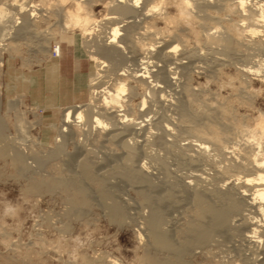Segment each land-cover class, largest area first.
<instances>
[{"label": "rangeland", "instance_id": "obj_1", "mask_svg": "<svg viewBox=\"0 0 264 264\" xmlns=\"http://www.w3.org/2000/svg\"><path fill=\"white\" fill-rule=\"evenodd\" d=\"M33 1L38 17L31 19L29 27L13 43L10 42V50L0 52V148H9L5 157L0 158V264H139L145 256L167 257L164 252L154 251L150 240L146 223L151 211L161 213L160 229L165 231L172 245L181 244L187 240L185 229L194 216L192 191L207 193V180L212 174L210 165L216 161L218 165H215L222 163L221 166H225L250 154L246 144L251 140L249 132L254 129L257 117L264 114V35L238 37L235 27L240 25L244 16L238 15L240 12L232 6L236 0H207V9L203 8L202 14L206 13V23L179 20L176 8L179 0H150L146 8L158 2L156 13L129 20H135L132 24H135L133 49L138 51L134 50L136 55L141 54L128 59L125 65L138 64L137 60L145 53L142 51L144 45L153 44L161 55L165 50L163 47L171 41L177 45L173 55L175 63L153 59L151 61L158 66L150 71L154 69L163 74L170 71L168 76L175 79L159 81L160 88L155 97H151L139 83L126 78V88H131L122 98H125L123 107L107 109L115 110L114 115L118 113L131 119L132 123H124V132L121 126L122 130L95 128L91 131L73 126L71 134L64 137L66 140L58 141L57 127L63 109L46 128L47 125H43L45 114L32 107L22 92L26 87L24 83L7 96L4 92L6 59L27 74L40 69L49 57H58L52 51L54 47L58 48L62 36L68 43L71 42L69 34L80 39L77 30L61 32L59 28L64 21L65 9H73L71 3L49 8L40 0ZM203 1L189 0V3L201 7ZM109 2L112 4V0L96 1L87 10L93 19L99 21L98 27L91 25L95 30L91 38L108 31L109 25L102 19L108 17L112 9V5L107 4ZM263 3L264 0H251L247 6ZM1 5H7L13 16L17 12L10 6V0H0ZM191 6L189 10L195 13L197 10ZM123 23L118 25L124 26ZM243 23L248 24L247 21ZM239 25L237 27L241 30ZM228 27L235 28L234 32L225 34L229 51L226 48L224 51L220 44L206 42V32L220 37ZM159 46L164 50L161 51ZM125 56L128 57L129 53ZM176 62L181 66H176ZM250 67L258 68L259 74L245 73ZM105 71L108 69L103 68L100 73L98 91L107 87L110 90L114 83V77ZM50 72L55 75V67ZM93 72L94 67L90 64L88 95L84 103L89 102ZM141 98L147 101L145 107L140 105ZM97 100L100 103V97ZM209 108L218 109V115L215 117V111L209 114ZM220 109L226 112L223 117ZM211 122H215L216 129L227 142L229 153L225 157L212 151L210 144H206L209 150L204 156L188 145L193 140L207 141L202 131L207 135V126ZM198 129H202L201 132ZM60 144L61 149H57L56 145ZM128 149H131L130 153ZM15 151L21 156L23 169L13 165ZM126 157L131 158L132 169L143 164L146 180L142 182L132 178L129 172L123 173L127 168ZM83 161L94 176L91 175L92 180L81 173ZM233 170L225 175L232 183L237 176H242L239 170ZM192 175L201 176L199 180H191ZM189 179L192 184L186 188L184 185ZM71 180L83 189V204H73L72 189L65 191L49 186L51 182ZM32 183L39 185L37 191L29 190ZM147 196L150 198L146 199ZM114 205L121 208L118 219L110 215V207ZM243 214L256 218L254 226L260 241L257 245L249 246L241 240L242 234L250 228H242L241 224L239 230L234 229L232 227L239 222L230 220L231 232L213 234L207 246H195L181 256L182 264H264V219L246 211Z\"/></svg>", "mask_w": 264, "mask_h": 264}, {"label": "bare ground", "instance_id": "obj_2", "mask_svg": "<svg viewBox=\"0 0 264 264\" xmlns=\"http://www.w3.org/2000/svg\"><path fill=\"white\" fill-rule=\"evenodd\" d=\"M96 1L99 0H40L39 1L42 5H46L49 8L56 6L63 7L64 5H66L67 2L71 3L73 9L72 10H69L68 8L65 9L66 11L63 13L64 21L62 20L63 22L59 24V28L61 29L60 31L67 32V31L77 30L78 33H80V39L82 40L81 42L82 48L84 49V52L89 58V63L94 67V72L91 75L90 84H89V89H90L89 102L81 105L69 106L63 109L59 120V125L57 127L56 137L59 138L58 141L62 140L67 135L69 136L71 134V127L73 126H79V128L81 126L85 130L90 129L89 131L95 128H99L103 130L104 129L119 130L122 127L123 130L122 129L121 130L124 132L126 130V129L124 130L123 128L124 123L131 122V119H128L126 115L119 114L120 115L119 116L118 113L114 115L113 112L123 107L122 104H124L125 101L123 102V100L125 98L124 99L122 98L126 93L127 89L130 90L131 88V87L126 88V84H125L126 78L133 80L132 82H135L136 84L139 83L140 87L141 86H142L141 88L144 87L145 90L148 91V93L146 92V94L151 95V97H155V95L157 94V91L160 88L159 81L166 80L167 82H170L175 79L168 76V73L170 71L165 72L164 74L160 73L158 70H157L158 73L156 74L155 72L157 71L156 70L154 71V69L150 71V69L153 68L154 66L155 67L158 66V65L156 66V64L153 61H151L153 59L156 61L170 60V61H174L173 63H175V60L173 59V55L177 50V45L176 44L174 45L171 41L169 43L171 45L167 43L166 47L165 46L163 47L165 48V50L163 48H160L159 46V49H161V51L162 49L164 50V52H162L161 55H160V50L156 51L155 50L156 47L154 48L153 44L148 46L144 45L142 47L143 48L142 51L145 53H142L144 54L143 57H140L139 59L137 57L138 64L135 65L136 64L135 63L129 66L125 65L127 62H129L128 59L141 54L140 52L139 54L137 53L138 55H136L135 54L136 52L134 51L136 49H133L134 44H133L132 30L135 27L134 26L135 24L134 25L132 24L134 23L135 20L134 21H129V20L134 18L136 19L137 16L139 17L141 16L145 18L146 16H148L147 14L149 13L151 14L153 12L156 13L158 11V2L156 3L152 2L153 4L146 8L150 0H112V4L111 2L107 3L112 5V9H110V12L108 13L109 16L107 17L106 15V18L102 19L107 21L106 23L107 25H109L108 31L104 34L99 32L100 34H96L93 38H91L93 32L95 31L94 27H98L97 24L99 21L97 22L95 19H93L92 16L89 14V12H87V10H89L92 7V4L96 3ZM250 1L251 0H236L235 2L232 3V6L236 9V11L240 12V14L238 13V15H240L241 17L244 16V18H241L239 21L240 25L238 24L240 27H242V29L240 30L239 27H237L238 25H236L235 27L236 28L235 31L237 32L238 37L246 36L250 38H255L264 35V3L257 6H255L256 3H254L255 5L249 8L247 5H250L248 4V2ZM201 4H203L201 7L197 6L198 4L197 5L195 4V6H193L192 4L189 3V0H179L178 5L176 7L178 13L177 18L181 21H184V23L185 22L188 23L191 21L205 22L207 20V16H205L206 13L204 15L202 14L205 11L203 10V8L207 9V0H204ZM111 5L108 6L111 8ZM191 5L193 6V8L195 7L194 8L195 10H197L195 13L189 10ZM3 6L4 5L0 6V52L5 51L7 49L10 50L11 48L10 42L13 43V41L19 37L21 32L24 31L27 27H29L31 19L38 17L37 14L35 13L37 9L36 6L34 5L33 0H10V6L13 7V11L14 9L17 10L14 16L8 12L7 5L6 7ZM225 6H227L226 3ZM117 16L119 17L118 21H117L118 18ZM124 19H126V21H124ZM18 20L19 22H16ZM245 21L248 22L247 25L246 23L245 24L243 23ZM121 22H124L123 24L125 25L124 26L118 25ZM166 22H167V18H166ZM167 23L169 24V22ZM16 25H19V27ZM91 25H93L94 27H91ZM234 29L228 27L226 29L227 32L225 31L224 34L221 31L222 33L220 37H216L214 34H212V32L211 33L208 32V34L206 32L205 34L206 42L208 41L209 43H212V45L220 44V47L223 46L222 48L224 49V51L227 50L229 51L228 49L229 42L225 34H227L228 32L229 33L234 32L233 31ZM121 30L122 33H120ZM126 50H128L129 52H127ZM128 53L130 57L125 56ZM58 55H59V48H58ZM177 62H176V66L177 65L179 66L180 64L179 63L177 64ZM131 67L133 68L131 69ZM103 68L108 69L109 72L105 71V73L107 72L106 74H109L111 75V77L112 76L114 77L113 79L114 83L110 90L107 87L98 91L100 87L99 85L100 82L98 79L100 77L102 78L100 73L102 72ZM244 72L253 73L254 75L259 74L258 68L253 69L252 67L247 68ZM111 77L109 76L108 78ZM150 78L151 81L149 80ZM108 81H110V79ZM149 95H147V97ZM99 97H100V103L97 100ZM142 98H141L142 102L140 105L142 107H145V103L147 101L145 102V98L144 100ZM110 108H117V109L115 110L111 109L107 111V109ZM213 109L209 110L210 112L209 114L211 115L213 114V112L215 111ZM216 111L219 112L218 109H216ZM216 111L214 113L215 117L218 115ZM220 112H221L220 114L221 116L226 114V112L222 109H220ZM257 118L258 119L255 123L254 129L252 131L250 130L251 132H249L251 133L250 134L251 136H249L251 140L246 143L247 149H249L248 151H250V154H246L245 156H240L241 159L239 161L237 162L234 161L235 163L231 162L232 164H228V165L226 164L225 166L224 165L221 166L222 161H218L221 164L220 166H217L218 164L215 163L216 162L215 161L214 164L210 165L212 166V174L211 176H209V180H207V182H209L207 183L209 184L207 193L203 195L204 192L201 194V191L200 193L197 190L192 191L191 198H192V204L194 206V213H193L194 216L192 221L188 224V226L185 229L184 235L187 236V240L183 241L181 244L178 243L179 246L177 244L176 245L177 247L176 246L174 247L168 235L164 233L165 231L163 232L160 229V222H162L160 219L161 213L158 212L159 210L158 211L154 210L153 212L151 211L150 218L146 223L150 240L154 246V251H158L160 253L164 252L166 253L167 257L160 259L154 256H145L141 259L139 264H182L183 262H181L180 257L187 252L189 253V251H191L195 246H202V247L207 246L213 234L228 233V231H230L232 228L239 230L240 227L239 225L241 224H243V226L241 225L242 228L244 226L246 228H250L247 231L245 230L244 235L242 234L241 240L245 241V243H248L249 246H253V247L255 244L257 245V243L260 242L257 236V229H255L256 227L254 226V224L257 223V221L254 220L256 218L249 217L248 214H243V212L246 211V213L247 212L253 213V215L255 214V216L264 219V114L262 115L260 114ZM214 123L215 122H211V124L207 126V135L204 134L206 133L205 131L204 132L202 131L203 134L200 133V135L202 134L203 137L207 136L206 137L207 141L204 142L202 140H193L189 142L188 145L189 147L195 149L196 153H198L199 155H203L206 150L207 151L209 150V147L206 144H210V148L212 147L211 149L212 151L214 152L216 151L219 154V156L221 155L225 157V155L229 153L227 152L229 148L226 146L227 142H224V139L221 137V134L220 132H218V129H216V125ZM1 126L2 123L0 121V128ZM200 130L198 129L199 132H201ZM223 137L225 138V135ZM64 140H66V138H64ZM56 147L57 149H61V144L56 145ZM7 149L9 148L7 147L4 149L0 148V158L5 157ZM128 150L130 153L131 149ZM12 155H13L12 157L13 165L15 164L16 167L18 166L21 169L22 168L21 156L16 151ZM214 155L217 156L216 154ZM130 157L129 159H127L126 157L124 163L126 164L125 166L127 168H125L124 166L125 171L122 172L123 173L126 172V174H128L129 172L131 173L132 178L141 180L143 182L144 180H146L144 177L145 175L142 172L144 169L143 164L140 165L138 168L132 169ZM80 169L82 171L81 173H83L86 178L90 176L89 177L90 179L91 175L93 176V174H90L91 170H89V166L85 161L81 163ZM230 170L231 172L232 170L233 171L239 170L240 171L239 173L242 176L241 177L237 176V178L235 177L236 181L232 183V180L230 182V180L228 181V179L225 177V175ZM199 176L192 175L188 177L191 178V180H199ZM90 180H92V178ZM189 180L184 185L186 188L190 187L191 180L190 181ZM47 184L49 185V183ZM49 186L51 189L61 188L62 190L65 191H67L68 189L70 190L72 189L73 190L72 202L74 205H80L85 202L84 198L82 199V195L84 194L83 189L79 186V184L76 183L75 180L66 181V182L55 181V182H51ZM38 189H39V185L36 183H32L29 188V190L32 192L37 191ZM101 194L102 197L106 196L104 192ZM147 198L150 197L147 196L146 199ZM120 209L121 208H118L115 205L110 207L111 217L114 219L120 218L121 217ZM230 220L232 221L235 220L239 222V224H237L236 226L233 224L234 227L229 229L228 224Z\"/></svg>", "mask_w": 264, "mask_h": 264}, {"label": "crops", "instance_id": "obj_3", "mask_svg": "<svg viewBox=\"0 0 264 264\" xmlns=\"http://www.w3.org/2000/svg\"><path fill=\"white\" fill-rule=\"evenodd\" d=\"M68 36H71L70 43L62 39L63 36L59 40L57 58L49 57L40 69L30 73L19 71L9 59L4 61L5 96L24 83L26 87L22 92L32 107L45 114L43 125L46 124V128L65 107L87 101L89 60L80 39L75 34ZM52 67H55V75L50 72Z\"/></svg>", "mask_w": 264, "mask_h": 264}, {"label": "built area", "instance_id": "obj_4", "mask_svg": "<svg viewBox=\"0 0 264 264\" xmlns=\"http://www.w3.org/2000/svg\"><path fill=\"white\" fill-rule=\"evenodd\" d=\"M52 53H53L54 56H58V48L54 47Z\"/></svg>", "mask_w": 264, "mask_h": 264}]
</instances>
